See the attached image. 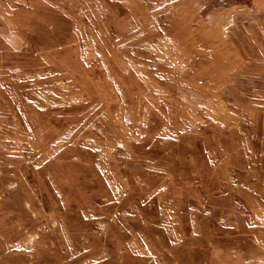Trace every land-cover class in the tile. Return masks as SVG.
I'll return each mask as SVG.
<instances>
[{"label": "rangeland", "instance_id": "obj_1", "mask_svg": "<svg viewBox=\"0 0 264 264\" xmlns=\"http://www.w3.org/2000/svg\"><path fill=\"white\" fill-rule=\"evenodd\" d=\"M0 264H264V0H0Z\"/></svg>", "mask_w": 264, "mask_h": 264}]
</instances>
